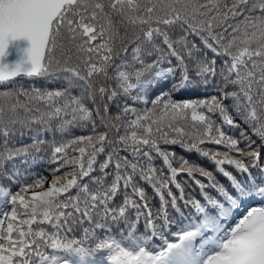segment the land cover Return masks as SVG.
I'll return each mask as SVG.
<instances>
[{
	"label": "snow or ice",
	"instance_id": "6c2138e0",
	"mask_svg": "<svg viewBox=\"0 0 264 264\" xmlns=\"http://www.w3.org/2000/svg\"><path fill=\"white\" fill-rule=\"evenodd\" d=\"M0 86V264H264V0H0Z\"/></svg>",
	"mask_w": 264,
	"mask_h": 264
},
{
	"label": "trees",
	"instance_id": "16d2710c",
	"mask_svg": "<svg viewBox=\"0 0 264 264\" xmlns=\"http://www.w3.org/2000/svg\"><path fill=\"white\" fill-rule=\"evenodd\" d=\"M21 82L24 84L25 87H28V85L30 83H32V81H29L27 79H23ZM34 83L36 84V86L40 87V86H43L45 82L42 81V80H36V81H34ZM48 86L49 87H53L54 85L49 84ZM0 87H2V86H0ZM164 89L165 90H171V83L164 85ZM172 95H173L174 99H178L179 100V99L196 98V96L198 94L195 93V92L180 91V92H173ZM112 111L113 112L116 111L115 107H113ZM233 116H234L235 119L240 121V129L244 130L249 136H251V138L253 140L257 141V144H259V139L256 136L252 135L251 128L247 124H245L242 120H240V117L236 116L235 113H233ZM232 134H234L236 137H239V130H235ZM16 142L19 145L30 144L31 143V133H26L23 137H19L18 136ZM163 147H165L170 152H174L176 157L180 156L181 158L188 159L189 161H192L193 163L199 164L200 166L205 167L208 170H211L213 168L212 170L215 171L214 166L211 165L209 160H207L206 158L200 157L195 152L194 153H195L196 159L193 160V159H191L192 155H193V152H188L185 149L181 148L179 145H166V146H163ZM176 152L177 153L179 152V153L177 154ZM41 155H44V154L42 153ZM38 160H40V159H38ZM38 160L35 163L31 164L30 172L32 173V172H35V171H38V170H42V171H45V172H43L44 175H48V171L47 170L49 169V165L47 163V160L46 159L40 160L41 162H43V166H45L47 168V170L43 169V168H39L38 166H36V164L39 163ZM154 163L156 164V166L158 168L163 167V162L160 159H156L154 161ZM261 163L264 164V154H262V156H261ZM24 167H27V165H21V169H23ZM165 171H166V169H165ZM253 172L255 173L256 170L253 169ZM216 174H218V173H216ZM216 176H217V178H219L222 181V184L225 187H230V181H228L227 179L224 180L222 177H221L222 178L221 179L219 175H216ZM149 193H150V195L154 196V194L151 193V189H149ZM211 193L214 196H216L215 193H213V192H211Z\"/></svg>",
	"mask_w": 264,
	"mask_h": 264
},
{
	"label": "rangeland",
	"instance_id": "374dc122",
	"mask_svg": "<svg viewBox=\"0 0 264 264\" xmlns=\"http://www.w3.org/2000/svg\"><path fill=\"white\" fill-rule=\"evenodd\" d=\"M213 147H214V146H213ZM176 153H177V152H176ZM177 154H178V153H177ZM179 158H181V157H180V156H177V159H179ZM191 159L195 160L196 157L194 156V157H192ZM191 162H192V161H191ZM211 171H213V170L211 169ZM180 179L183 181V180H186L187 177H186V176H182ZM217 179H218V181H219L220 183H222V181H221L219 178H217ZM193 187H194V189H195L194 191L191 190L190 188H188V191H189L191 194L195 195L197 198H200L198 187H196L194 184H193Z\"/></svg>",
	"mask_w": 264,
	"mask_h": 264
}]
</instances>
